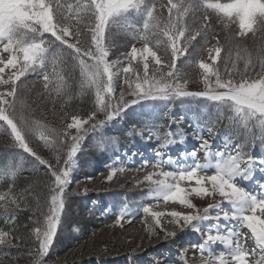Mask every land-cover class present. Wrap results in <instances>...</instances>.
Masks as SVG:
<instances>
[{
    "label": "snow or ice",
    "instance_id": "6c2138e0",
    "mask_svg": "<svg viewBox=\"0 0 264 264\" xmlns=\"http://www.w3.org/2000/svg\"><path fill=\"white\" fill-rule=\"evenodd\" d=\"M166 7L165 17L156 0H0V85L5 86L0 89V135L9 139L14 150L0 163V179L9 181L0 190V216L12 225L0 228V245L11 246L9 236L23 239L14 233L16 214L28 205L30 194L29 188L21 192L16 185L25 162L33 168L44 166L48 174V210L41 211L43 220L34 221L31 235L38 244L34 253H28L36 257L33 264H45L88 134L108 124L115 127L129 108L144 101L161 102L167 115L176 100L190 99L203 101L207 113L203 122L197 118L189 124L198 142L191 150L184 147L183 129L171 128L183 117L128 130L129 136H139L154 152V158L140 160V169L152 171L138 183L147 182L148 196L157 203L171 202L189 211H154L152 204L136 209L125 206L116 223L142 212L151 218L145 223L155 233L157 228L163 230L162 218L167 216L169 223L201 236L203 243L193 245L200 252L198 264H264V155L255 157L251 151L257 142L264 150V42L255 49L240 43L248 33H259L264 40V0H167ZM235 23L239 31L232 32V40L236 43L230 41L226 47L215 35V25L229 30ZM121 29L131 37L130 50L110 59L107 36ZM150 63L155 65L151 73ZM193 63L201 70L203 90H189L194 81L183 65ZM33 74L62 103L77 95L92 97L88 117L71 114L62 133L35 119L17 83ZM98 114L103 119H97ZM222 121L227 125L223 133L218 128ZM218 139L222 146L214 148ZM34 140L39 141L35 147ZM41 145L55 154V163L39 155ZM138 155L139 149L130 153L133 159ZM124 171L113 167L107 179ZM244 182L258 184L259 191L248 190ZM193 197L214 202L200 209ZM170 236L175 232H165L166 238ZM216 244L223 250L214 251L211 246ZM179 255L181 264H197L186 254Z\"/></svg>",
    "mask_w": 264,
    "mask_h": 264
},
{
    "label": "rangeland",
    "instance_id": "374dc122",
    "mask_svg": "<svg viewBox=\"0 0 264 264\" xmlns=\"http://www.w3.org/2000/svg\"><path fill=\"white\" fill-rule=\"evenodd\" d=\"M221 1L204 0L205 3H227ZM156 3L158 11H161L166 17L167 0H156ZM160 5H165V7L160 8ZM197 16H199V13H197ZM234 31H239L238 23L231 24L229 30H225L220 24H216L214 28L215 35L219 38L221 44H224L226 47L230 41L233 44L236 43L235 40H232V32ZM107 42L112 45L110 59H116L122 52L129 51L132 43L131 37L124 29L114 30L111 35L107 36ZM262 42L264 40H262L259 33L256 36L248 33L246 37L240 40L242 45H246L250 49H255ZM212 43L214 44L215 41L213 40ZM136 47L140 48L142 45L136 43ZM203 58L207 60L206 52L203 53ZM183 59L182 57L181 60ZM154 67L155 65L150 63V73ZM178 67H181L180 61H178ZM240 67L242 68V63ZM183 68L188 72L190 80L194 81V83L189 84V90H203V85L200 83L201 70L196 64L193 63L191 66L183 65ZM9 74V70L6 69L5 75ZM35 77H37L35 74L27 76V78L22 77V83L21 81L17 82L20 87L19 94L29 105L31 114L35 119L40 120L48 127L60 130L62 133L66 124L71 122V114H77L82 119L88 117L93 104L86 110H84L85 108L70 109V104L73 101L63 104L59 103L55 92L49 93L43 86L44 81L42 78L35 79ZM3 87L5 86L0 85V89ZM77 98L81 100L91 98V101L93 99L87 95L82 97L77 95ZM203 109V101H192L190 99L183 101L176 100L171 105V111L165 115L166 109L161 106V102L144 101L129 108L127 110L128 115L120 123L116 124L115 127L108 124L95 132L89 133L83 141L82 150L78 153L77 164L72 173V183L69 185L67 191V202L64 211L61 213V223L58 225L57 234L47 255L44 257L45 264H82L92 261H96L95 264H99L98 261L103 264H120L121 257L125 255L135 257L144 255L146 259L145 257L143 258V264H147V262L150 264L151 262L153 264H160L159 259L153 261L148 255L150 252H157L158 250H160L162 260L168 259L173 262H181L180 255L177 253V251L182 252V249L178 247L180 243L174 245L177 246L175 249L173 247L169 250L167 249L174 238L180 234L183 236L187 235L189 236L188 239H190V241H182L181 243L196 242V239L188 232L190 228L181 230L176 225L169 223L168 221L171 218L165 216L162 218L163 230L157 228L155 233H153L149 225L145 223V219L151 220V218L144 217L142 212L139 215L131 216L130 220L126 217L120 224L116 223L119 212L125 206H128L129 209H136L143 205L152 204L155 205L154 211H163L165 213L173 210L181 212L189 211L179 204L171 202L166 204L162 200L157 203L156 200L148 196L149 187L147 182L138 183L144 181L145 174L151 168L140 170V160L137 157L131 158L130 153L134 148L137 146L143 147V140L139 136L134 138L129 136L128 130L133 125L167 124L169 118L180 121V118L183 117V122L171 125L172 130L175 131L178 126L183 129L186 136L185 147L187 144L190 145L191 141L198 144L192 138L193 128L189 127V124L193 123L197 118L201 122L207 119V113ZM209 111L213 110L209 109ZM64 115H67V120L62 118ZM96 118L103 119V115L98 114ZM87 126L85 125V127ZM218 128L222 133L227 131V125L223 121L218 125ZM70 131L75 132L74 129ZM203 134L207 136V132ZM238 139H243V137H238ZM36 143H39V141L34 140L32 146L35 147ZM215 143L219 147L222 146L219 139L214 142L213 146L216 145ZM176 147L180 148L181 146L178 144ZM13 151L9 146V139L6 136L0 135V163H3L5 156ZM37 151L43 158L55 163V154L49 148L41 145ZM251 151L252 154L254 152L256 157L264 155V150L259 147V142H257ZM125 152L129 153V155L125 156ZM116 156H121L122 159L117 161L115 160ZM149 156L150 154L148 153ZM149 158L152 157L150 156ZM32 159V157H27L28 161ZM130 164L138 166L133 171L137 176L130 173L128 169L131 167ZM113 167H123L125 171L123 173L117 172V175L109 181L107 177ZM138 169L139 171H137ZM129 178L131 180L128 182ZM8 182L0 179V190H3L4 185ZM47 183L48 174L44 166L33 168L28 162L23 164L16 180L17 191L22 192L25 188H29L30 194L28 196V205L22 207L16 214V230L14 233V235L23 237V239H13L9 236L8 239L11 240V246L0 245V264H33V260L36 257L28 253L35 252L38 242L31 235V229L34 227V221L44 219L41 211L46 213L48 210L47 204L50 202V196L48 194ZM39 194L44 196L41 202L37 198ZM216 199H219V197ZM192 200L200 209L214 202L209 197L203 199L193 197ZM25 214L29 216L28 222L30 225H23L28 233L22 234L18 226H20V222L22 221V215ZM11 227L12 225H6L4 218L0 216V228L7 229ZM173 231L175 232V236L165 237V232ZM164 250L166 253L162 252ZM175 253L177 256L174 258ZM187 259L190 262L193 261L189 258ZM195 261L198 262L196 259Z\"/></svg>",
    "mask_w": 264,
    "mask_h": 264
},
{
    "label": "trees",
    "instance_id": "16d2710c",
    "mask_svg": "<svg viewBox=\"0 0 264 264\" xmlns=\"http://www.w3.org/2000/svg\"><path fill=\"white\" fill-rule=\"evenodd\" d=\"M78 75V73L76 74ZM76 92L79 91L78 87L77 89H75ZM55 95V94H54ZM59 99V103L63 104L62 103V98L60 97H57ZM31 100V99H30ZM72 104H70V109H73V110H77V109H88V107L91 106V98L89 99H84V100H81L79 98H77V96L72 100ZM87 107V108H86ZM38 200H40V202L44 199V196L42 194H39L37 196ZM33 202V201H32ZM34 204V203H33ZM38 206H40V204H38ZM23 218L21 219L22 221L20 222V226H18L19 230H20V233L22 234H27L28 232L26 231V229H24V226L23 225H30V223L28 222V218L29 216H27V214L25 215H22ZM26 236V235H25Z\"/></svg>",
    "mask_w": 264,
    "mask_h": 264
},
{
    "label": "bare ground",
    "instance_id": "6f19581e",
    "mask_svg": "<svg viewBox=\"0 0 264 264\" xmlns=\"http://www.w3.org/2000/svg\"><path fill=\"white\" fill-rule=\"evenodd\" d=\"M223 2H227V3H230V2H233V0H222ZM147 156H148V153H147ZM150 157V156H149ZM148 169V168H147ZM141 170V169H140ZM149 171H151V170H149ZM148 171V172H149ZM147 174H145V176H146ZM137 176V175H136ZM144 176V177H145ZM131 179H132V177H131ZM130 178L128 179V182L131 180ZM192 253L191 252H188V255H191Z\"/></svg>",
    "mask_w": 264,
    "mask_h": 264
}]
</instances>
